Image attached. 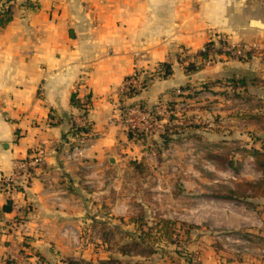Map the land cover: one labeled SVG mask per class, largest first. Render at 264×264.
<instances>
[{"label":"crops","instance_id":"obj_1","mask_svg":"<svg viewBox=\"0 0 264 264\" xmlns=\"http://www.w3.org/2000/svg\"><path fill=\"white\" fill-rule=\"evenodd\" d=\"M36 1L38 11H19L0 28V175L11 172L12 163L35 147L45 153L27 190L15 197L26 215L23 232L17 233L25 237L26 249L16 264H34L35 257L40 264L119 259L115 249L103 246L121 243L124 221L136 233L139 210L144 216L154 213L141 196H147V179L162 168L164 152L175 138L171 135L163 145L160 129L137 130L143 135L130 137L123 108L138 103L150 107L173 98L177 88L209 79H264V0ZM218 38L223 47L249 50L251 59L214 55L212 62H202L198 54ZM182 51L186 62L204 66L186 73L185 62H178ZM164 62L171 64L168 78H154L136 96H120L135 69L153 74ZM71 94L91 99L83 120L89 129L80 135L85 148L73 157L67 153L79 136L72 135L71 124L82 119L70 104ZM163 186L165 197L177 198L176 220L213 230L215 244L223 250L229 247L217 234L249 233L257 239L235 262H227L216 247L198 246L200 264H264L259 254L264 248V198L262 210L251 209L226 199L195 201L197 189ZM185 196L192 198L190 209ZM8 202L0 192L6 218L12 216L4 211ZM8 240L0 234V264L6 262Z\"/></svg>","mask_w":264,"mask_h":264},{"label":"rangeland","instance_id":"obj_2","mask_svg":"<svg viewBox=\"0 0 264 264\" xmlns=\"http://www.w3.org/2000/svg\"><path fill=\"white\" fill-rule=\"evenodd\" d=\"M8 1L13 3L15 16L19 11L26 13L36 12L40 9V5L36 0H5L2 7L6 6ZM28 2L35 6L33 10L26 7ZM179 55L178 62L183 63L184 61V67L191 63V61L186 62L185 52L182 51ZM211 58L207 61H201L208 64L214 58L216 59L214 55ZM192 63L195 62L192 61ZM196 65L199 68L204 66V64ZM229 80L230 78L209 79L192 87L179 88L182 94L176 95L174 91L173 101H167L168 110L166 112H163L162 115L152 116L149 124H141L138 121L139 130L142 128L152 131L165 130L168 125L167 128L177 129L180 132L179 135H174V144L172 143L164 152L162 157L164 165L161 166L162 168L159 167V170L155 168L154 175L148 177L147 190L149 192L147 196H141V200H145L147 208L153 210L154 213L148 214L143 209L146 213L144 216L142 210L137 209V211L139 210L137 217L142 218L150 226H155L160 219L173 221L175 225L169 226L170 230L174 231H171L170 239L167 240L160 232L155 233L152 231V235H154L152 241L155 242L151 243L149 241L148 243L147 241L142 246V248L146 246L151 253L143 257L121 255L119 259L123 264H133L134 262H142L143 264H186L182 260L185 252L198 251V246L200 248L204 247V249L215 247L216 239H214L213 230L206 226H200L198 230H192V232L186 234L184 229L176 224V222L182 223V221L176 220V216L173 214V210L176 209L177 198H172L170 195L165 197L163 195L164 191H162L163 185L168 187L172 185L171 187L175 190H181L183 185L185 191L197 189L199 191L195 201L199 199L203 202L215 198L214 195H226V191L221 190V187L233 188L235 183L260 180L261 177L258 178L259 171L255 167L253 157L244 151L259 149L261 143L258 138L264 139V118L258 121L251 117L254 115L264 116V79L249 78L245 88L232 87ZM138 134L139 132L136 133V135ZM207 154L214 155L217 159H211L207 157ZM229 159L232 162L231 166L227 163L221 164V161H229ZM163 175L165 176L164 179L162 178ZM156 178H159V180ZM182 180L185 182L182 183ZM262 199L263 197H254L232 201L244 203L246 207L251 209L262 210ZM192 203V198L185 196V208L190 209ZM166 206H169V213L165 209ZM156 210H163L162 215H168L169 217H162ZM126 222H122L124 227H121L120 231L121 238L119 241L121 243L103 246L104 250L106 248L110 249L109 251L115 249V256L119 253L121 245L127 242L126 235L129 232L140 236L143 231V229L142 231L137 229L135 233L133 228L126 227ZM225 234H217L216 237L223 238ZM190 236L200 238L198 239L200 243L189 242L187 238ZM116 240L118 239L116 238ZM147 243L148 245H146ZM225 246L226 248L229 247L227 243ZM230 256L236 257L234 253H231ZM78 263L87 264L82 261Z\"/></svg>","mask_w":264,"mask_h":264},{"label":"trees","instance_id":"obj_3","mask_svg":"<svg viewBox=\"0 0 264 264\" xmlns=\"http://www.w3.org/2000/svg\"><path fill=\"white\" fill-rule=\"evenodd\" d=\"M28 1V0H27ZM28 9H34L35 6H33V4H30L28 2L27 6ZM15 16V10L13 7V3H10V1H8V4H6V6H3L0 9V28H4L7 24H9ZM212 55H224L227 58H237L240 59L242 61H248L251 59L252 54L249 50H245L244 51V56H238L236 57L235 55H233L232 51L230 50H225L223 48V45L221 43V40L218 38L216 40H211L209 42H207L204 46V50L201 51L198 56L200 57V59L202 61H207L211 59ZM185 72L186 73H192L195 72L199 69V67L195 64V63H189L186 67H184ZM172 73V68H171V64L164 62L161 63L158 70H156L153 73V76L159 79H166L168 78ZM128 77V76H127ZM126 77V78H127ZM125 78V79H126ZM229 83L232 85V87L238 88V87H246V81L242 78L240 79H234L231 78L229 80ZM134 94H128L127 97H133ZM174 98V97H173ZM169 99L170 101H173L172 99ZM169 101V102H170ZM173 103V102H171ZM70 104L75 107L78 108L81 111V119L82 121L85 120L86 121V115L88 110L91 107V99L88 97L85 100H80L76 97L75 94H71L70 96ZM140 104V103H139ZM172 106V105H171ZM253 119L261 121L264 116L261 115H254L251 116ZM170 122V119H169ZM168 125L166 126L165 132H162L161 134V139H162V143L163 145H167L169 140L171 139V135H179L180 132L176 129V130H171L169 128H167ZM71 128H72V135L75 136H80L84 133H86L89 129V125L84 124V125H77L72 123L71 124ZM138 131L134 130H128V135L130 137H132V134H136ZM140 137V132L138 134ZM255 139V138H254ZM258 141L261 143V146L259 149H253V150H245L244 152H246L247 154H250L253 159H254V164L256 169L261 173V178L260 180L256 181V182H241V183H235L233 188H228V187H221V190H225L226 191V195H222V194H218V195H214L213 197L218 198V199H226V200H237V199H246V198H254V197H263L264 198V139L263 138H258ZM207 157L216 160L217 157L211 154H207ZM227 163L229 166L232 165L231 160L229 159V161H221V164ZM4 211L6 212H10L11 211V203L8 202V204L6 206H4ZM144 215V214H143ZM158 223L155 226H150V224L146 223L145 221L142 220V218H138V230L142 231V233L140 234V236H136L133 234H127V242L123 243L121 245V247L119 248V253L122 256H129V257H135V256H141L143 257L144 255H148L151 253L150 250L147 249L146 246H144V248H142V246L148 241L155 242L154 240L152 241V237L154 235H152V231H154L155 233H161L162 235L165 236V239H170V233L171 231L174 230H170L169 226L171 227V225H175V222L170 221V220H166V219H160L157 221ZM176 224L180 227L184 229V233L188 234L189 232H192V230H198L199 227L194 226V225H187L185 223H177ZM249 233H244V235H248ZM196 238V237H195ZM195 238H192V236L188 237L187 239L189 240V242L191 241H195ZM150 239V240H149ZM192 239V240H191ZM188 242V243H189ZM148 243L146 245H148ZM216 248H218L219 250H222V252H224V256L226 255V260L227 262H235L238 261L240 258L238 256L234 257V256H230L231 255V251L228 249H222L219 245H215ZM231 252V253H230ZM198 251L195 252H185L184 253V257H183V261L186 264H200L199 260H198ZM238 257V259H237ZM195 261H194V260ZM98 264H123L120 259L118 258H113L110 257L108 260H100L97 262ZM68 264H79L78 262H73L71 260H68ZM87 264H91V263H87ZM133 264H143L142 262H134Z\"/></svg>","mask_w":264,"mask_h":264},{"label":"built area","instance_id":"obj_4","mask_svg":"<svg viewBox=\"0 0 264 264\" xmlns=\"http://www.w3.org/2000/svg\"><path fill=\"white\" fill-rule=\"evenodd\" d=\"M224 49L232 51L233 55L236 57L244 56V48L237 47ZM154 78L155 77L153 74L135 69L132 74L124 80L120 91V96L122 98H129L127 97L128 94L135 93L133 96L138 95L147 88L149 83ZM175 94L181 95L182 92L179 88H177L175 90ZM169 99L170 98L168 97L161 98L150 107H146L139 103L125 106L123 108V113L129 128L131 130H139L138 121L141 124H149V120L152 118V116L162 115L163 112L168 110L167 101ZM73 123L77 125H83L82 120H80L78 123L74 122L73 120ZM141 130L147 131L146 128H142ZM84 143L85 141L82 136L76 137L73 146L70 149L71 151L67 153L68 156H79L85 148ZM44 157V150L42 148L35 147L25 158L15 160L12 163L11 172L5 175H0V192L4 194L11 203L10 212L12 213L10 218H6L4 217L5 212L0 210V234L9 238L6 244V262L3 264H16L19 256H21V254H23L24 250L26 249L25 237L21 235V237L18 238L17 235V233L22 234L23 232L24 218L26 215L23 210V206H21V204L16 201L15 197L18 195L22 196V194L27 190L32 178L35 175V172L43 165ZM224 237L227 245H229L228 249L238 257L248 253L251 250L252 245L257 241V239L250 234H226ZM17 238L20 240L19 244L16 243ZM259 254L260 258L264 260V248L260 250ZM34 264H40V259L38 257H35Z\"/></svg>","mask_w":264,"mask_h":264}]
</instances>
